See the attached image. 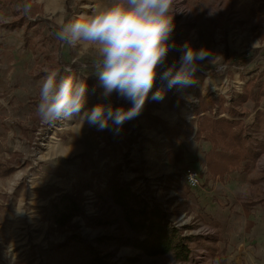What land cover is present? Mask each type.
Masks as SVG:
<instances>
[{
  "label": "rangeland",
  "instance_id": "obj_1",
  "mask_svg": "<svg viewBox=\"0 0 264 264\" xmlns=\"http://www.w3.org/2000/svg\"><path fill=\"white\" fill-rule=\"evenodd\" d=\"M115 2L0 0V162L14 168L12 174L0 176V264H91L89 248L107 264H264L263 252L254 248L264 235L254 237L258 242L249 239L242 219L239 227L234 223L229 228L228 210L218 214L226 222L222 231L212 206V200H220L214 195L216 184L231 197L222 200L224 209L234 202L245 204L253 195L264 199V130L257 125L255 102L247 101L238 110L242 117L224 112L240 99L249 82L256 92L262 91L264 112V0H182L180 7L185 10L174 18L170 42L176 48L169 52L167 65L179 60L185 42L197 50L208 49L212 56L200 62L194 83L171 89L179 115L168 106L170 90L152 106L151 113L164 122L182 123L175 147L168 144L160 124L141 114L131 120L125 136L127 122L119 131L99 130L81 117L45 124L37 115L45 69L86 81L84 110L108 102L126 109L132 106L115 92L110 98L103 96L93 70L94 49L69 46L56 38L63 23ZM30 5L42 6V12L34 14ZM250 55H257L251 64L234 65ZM163 87L166 83L158 79L151 91ZM150 98L149 93L144 108ZM205 100L224 107L201 106ZM197 107L204 113L195 118L191 132L184 123ZM131 135L136 142L128 140ZM245 135L253 139L247 142ZM188 169L202 176L199 188L186 186ZM18 174L21 177L15 180ZM112 178L169 212L170 225L182 237H203L211 242L210 248L192 243L186 263L167 256H142L132 246L134 236L121 210L112 205L107 192ZM254 186L260 193L254 192ZM201 189L209 191L206 196H196ZM66 194L79 197L92 227L83 217L75 218L74 226L64 231L52 223L51 204ZM101 222L110 225H97ZM243 244L254 249V258L237 250Z\"/></svg>",
  "mask_w": 264,
  "mask_h": 264
},
{
  "label": "clouds",
  "instance_id": "obj_2",
  "mask_svg": "<svg viewBox=\"0 0 264 264\" xmlns=\"http://www.w3.org/2000/svg\"><path fill=\"white\" fill-rule=\"evenodd\" d=\"M181 3L182 0H116L91 15L63 23L56 32L60 42L95 50L93 70L104 88L103 96L110 98L115 92L132 106L126 109L108 102L84 110L88 101L86 81L45 69L37 106L41 122L54 124L81 117L99 130L114 127L119 131L125 122L142 113L158 79L166 87L152 95L157 101L176 86L194 83L200 62L212 56L208 49L197 50L185 42L180 46L179 60L167 65L169 52L176 48L175 42H170L174 18L185 10Z\"/></svg>",
  "mask_w": 264,
  "mask_h": 264
},
{
  "label": "trees",
  "instance_id": "obj_3",
  "mask_svg": "<svg viewBox=\"0 0 264 264\" xmlns=\"http://www.w3.org/2000/svg\"><path fill=\"white\" fill-rule=\"evenodd\" d=\"M30 7L34 9V14L42 12V6L30 5ZM254 52L257 55L259 53V51ZM257 55H250L247 58H239L234 61V65L247 66L256 59ZM155 92L156 91L150 92V101L140 116L144 117L150 122L160 124L163 128L166 138L169 140L170 145L175 147L179 143L182 126L181 124L169 126L168 123L164 122L151 113L152 106L157 103V100L152 99V95ZM261 92V90L256 92L253 87V83L249 82V84L246 85L243 95L239 97L240 99H235L230 107L224 109V112H228L233 116L242 117V113H240L238 110L241 109L247 101L255 102V109H258L261 105ZM198 98L203 99L201 96ZM221 100L223 101L225 99L222 98ZM167 101L169 108L172 111L179 113V104L171 90L167 96ZM215 102L205 100L201 106H205L206 108L210 109H215L216 106H220V109L224 107V104L216 105L214 104ZM196 112H202L201 107H199ZM260 113L262 114L263 112L258 111L257 121L259 125L264 126V116H259ZM127 124L128 125L124 128L125 131H123L124 136L129 132V129L133 123L130 120L127 121ZM186 127L191 132H194L193 121L187 123ZM245 139L247 142L250 141V137L248 135H246ZM128 140H131V143L136 142V138H134L132 135L130 138H128ZM13 171L14 168L0 162V176H8L12 174ZM186 186L188 189H190L187 181ZM107 192L111 196L112 205L121 210L123 222L129 227L134 236L132 241L133 248L142 256H167L177 263H186L190 260L192 255V243H195L197 246H199V248L205 247L203 237H182L181 232H179L177 228L170 225L171 214L169 212H165L158 204L150 205V203L142 197L141 193L133 191L131 187L123 184L119 179H110ZM79 200L80 199L77 195L74 196L72 194H66L60 196L56 202L51 204L52 223L58 230L64 231L66 228H72L74 226L72 222L77 217H83L86 225L89 227L93 226L92 219L85 216L84 210ZM97 225L107 227L110 225V222H101ZM89 254L93 259L91 264H107L99 257H96L93 253V250L90 248Z\"/></svg>",
  "mask_w": 264,
  "mask_h": 264
},
{
  "label": "crops",
  "instance_id": "obj_4",
  "mask_svg": "<svg viewBox=\"0 0 264 264\" xmlns=\"http://www.w3.org/2000/svg\"><path fill=\"white\" fill-rule=\"evenodd\" d=\"M198 108L199 107H197L196 110ZM260 108H261V106L258 109H256V120H257L258 111H261ZM196 110L193 112L194 113L192 115L193 118L190 121L187 122V123H189L191 121L194 122V130H195V126H196L195 125V118L196 117L199 118L204 113V112L197 113ZM177 114L179 115L180 111ZM222 114H225V113H219V115H222ZM187 123H184V124L186 125ZM177 124H181V126H182V123H177ZM257 125L259 126V128H262L264 130V126H261L259 124H257ZM169 126H173V125L169 124ZM248 136L250 137V140L253 139L252 135H248ZM245 137H246V135H245ZM166 140L168 141V144L170 145L169 140L167 138H166ZM170 147H172V146L170 145ZM252 149H253V147H252ZM253 150H256V149H253ZM256 178L253 180L254 181L253 182L254 185H257L259 183L258 179H256ZM216 185H217V187H214L215 190H216V191H214V195H216L218 198H220V200H219L218 203L217 202H213V200H212V206L213 207L216 206V209H214L213 212L215 213L214 216L217 217L216 219H218V223H219L220 227H222V231H223V229L225 227L226 222H224L221 219V216L218 217V214H219V212H221V210H228V213L226 215H227V218L230 221L229 223H227L229 228H231V224H234V223H235V226L239 227V224H240L239 220L242 219V221H243L242 226H243V228H245L244 231L246 233L250 234L248 236V238L251 239V240L255 239V241L258 242V240L256 238H254V237L257 234L264 235V216H263V213H262V211H264V199H262L260 197L259 198H255L254 195H253L252 197H250L251 198L250 201H249L250 198H247L245 204L241 203L240 206H238V204H236L234 202V203H231L227 208L224 209L222 200H225V199L231 200V197H227V193L222 190V188L219 186V184H216ZM242 188H244V187H242ZM246 189L249 190L248 187ZM257 189H258V187L254 186L253 190H254L255 193H257L256 192ZM206 190L207 189L199 190L198 191L199 193L196 196H199V195H202V194H204L206 196L207 192H209V191H206ZM238 190H242V189L240 188ZM249 192L252 193L250 190H249ZM258 193H260V192H258ZM205 202L207 203V200ZM202 206L205 207V205H202ZM221 215H224V214L222 213ZM204 242H205V247H203V248L209 249L210 248L209 245L211 244V242L206 241L205 238H204ZM220 243L221 242H219V244ZM214 248H216V247H214ZM254 248H256V251H258V252L259 251L263 252V255H261V257L264 258V237H261V239L259 241V244H257V246L254 247ZM216 250L217 249H215V251ZM237 250H239V252L244 251L247 255L250 256V258H254L255 257V256H253L254 255V252H253L254 249L250 250V248H248V244L240 245L239 249H237ZM222 252H225V249ZM221 264H225V261H221Z\"/></svg>",
  "mask_w": 264,
  "mask_h": 264
},
{
  "label": "built area",
  "instance_id": "obj_5",
  "mask_svg": "<svg viewBox=\"0 0 264 264\" xmlns=\"http://www.w3.org/2000/svg\"><path fill=\"white\" fill-rule=\"evenodd\" d=\"M186 180L191 189H197L201 185L202 176L197 171L188 169L186 171Z\"/></svg>",
  "mask_w": 264,
  "mask_h": 264
},
{
  "label": "bare ground",
  "instance_id": "obj_6",
  "mask_svg": "<svg viewBox=\"0 0 264 264\" xmlns=\"http://www.w3.org/2000/svg\"><path fill=\"white\" fill-rule=\"evenodd\" d=\"M21 177V174L15 176V180H18Z\"/></svg>",
  "mask_w": 264,
  "mask_h": 264
}]
</instances>
